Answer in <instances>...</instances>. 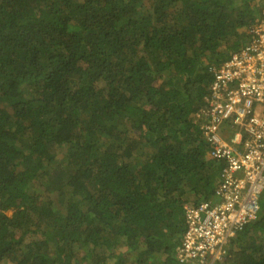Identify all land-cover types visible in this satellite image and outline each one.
Segmentation results:
<instances>
[{
  "label": "trees",
  "instance_id": "16d2710c",
  "mask_svg": "<svg viewBox=\"0 0 264 264\" xmlns=\"http://www.w3.org/2000/svg\"><path fill=\"white\" fill-rule=\"evenodd\" d=\"M264 0H0V264H181L224 163L194 114ZM264 192L262 193V195ZM261 213L220 264H264Z\"/></svg>",
  "mask_w": 264,
  "mask_h": 264
},
{
  "label": "built area",
  "instance_id": "2783aa9c",
  "mask_svg": "<svg viewBox=\"0 0 264 264\" xmlns=\"http://www.w3.org/2000/svg\"><path fill=\"white\" fill-rule=\"evenodd\" d=\"M250 39L213 69L204 106L193 121L224 163L215 201L185 205L176 250L181 264H220L233 237L261 213L264 192V15Z\"/></svg>",
  "mask_w": 264,
  "mask_h": 264
},
{
  "label": "rangeland",
  "instance_id": "374dc122",
  "mask_svg": "<svg viewBox=\"0 0 264 264\" xmlns=\"http://www.w3.org/2000/svg\"><path fill=\"white\" fill-rule=\"evenodd\" d=\"M263 199H264V194L262 195ZM7 264H12V263H7Z\"/></svg>",
  "mask_w": 264,
  "mask_h": 264
}]
</instances>
